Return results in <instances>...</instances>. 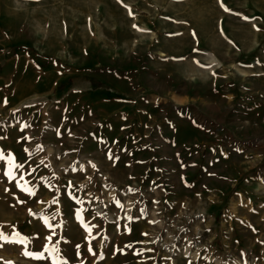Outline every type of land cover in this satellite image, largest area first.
<instances>
[{
	"label": "rangeland",
	"instance_id": "rangeland-1",
	"mask_svg": "<svg viewBox=\"0 0 264 264\" xmlns=\"http://www.w3.org/2000/svg\"><path fill=\"white\" fill-rule=\"evenodd\" d=\"M0 148V264H264V0H0Z\"/></svg>",
	"mask_w": 264,
	"mask_h": 264
},
{
	"label": "snow or ice",
	"instance_id": "snow-or-ice-1",
	"mask_svg": "<svg viewBox=\"0 0 264 264\" xmlns=\"http://www.w3.org/2000/svg\"><path fill=\"white\" fill-rule=\"evenodd\" d=\"M5 103H7V100H5ZM27 127H30V125L25 124L21 128V130L23 131ZM25 139L26 140H30L31 138L30 137H25ZM37 147L39 148V147H42V146L38 145ZM25 151H28V149H25ZM237 151H240V149H237ZM11 155H12L11 153H8L7 156H6L5 150L0 148V161H4L5 163H7V157L11 156ZM109 158L111 159V157H109ZM117 159H118V157H117ZM93 167H95V165H93ZM23 168H24V164L23 163H16L15 166H14L15 170H22ZM0 171H3L4 175L9 176L10 180L11 179H15V177L12 176L11 174H9L5 169L0 168ZM20 203H23V201H20ZM3 228H4V225L0 224V241L13 242V243L17 242V241L12 240L8 235H6L5 232L3 231ZM49 228L52 231V235L48 236L46 239L48 241H51L53 236L56 235V231H55V227L51 223H49ZM25 239H27V238H25ZM59 243H60V241L57 240L56 241V245H58ZM77 247L79 248V246H77ZM88 251L91 252L92 249L89 248ZM45 252L49 253V255L47 257L45 256ZM23 254L25 256H28V257H31V258H34V259H39V260L51 259V264H69V261L67 260V258L64 257L61 254V250L58 249L55 245H53L51 247V249H49V247L46 245L45 248H44V251H42V252H30V251L26 250ZM78 255H79V253H78Z\"/></svg>",
	"mask_w": 264,
	"mask_h": 264
},
{
	"label": "crops",
	"instance_id": "crops-1",
	"mask_svg": "<svg viewBox=\"0 0 264 264\" xmlns=\"http://www.w3.org/2000/svg\"><path fill=\"white\" fill-rule=\"evenodd\" d=\"M176 131H177V130H176ZM175 144H179V143H178V139H177V142H175Z\"/></svg>",
	"mask_w": 264,
	"mask_h": 264
}]
</instances>
